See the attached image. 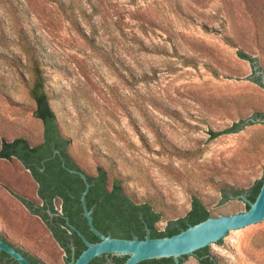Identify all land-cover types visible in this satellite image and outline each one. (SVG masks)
<instances>
[{
  "label": "rangeland",
  "instance_id": "1",
  "mask_svg": "<svg viewBox=\"0 0 264 264\" xmlns=\"http://www.w3.org/2000/svg\"><path fill=\"white\" fill-rule=\"evenodd\" d=\"M264 0H0V146L43 139L30 94L39 69L70 153L105 167L136 202L184 216L194 195L211 215L247 210L225 188L264 178V121L213 138L264 111ZM17 158L0 157V233L47 264H68L40 216ZM221 264H264V226L233 231L211 250ZM184 264H201L197 257Z\"/></svg>",
  "mask_w": 264,
  "mask_h": 264
},
{
  "label": "trees",
  "instance_id": "2",
  "mask_svg": "<svg viewBox=\"0 0 264 264\" xmlns=\"http://www.w3.org/2000/svg\"><path fill=\"white\" fill-rule=\"evenodd\" d=\"M238 54L249 60L253 66L255 61L258 63L257 57L243 50H239ZM259 68L263 69L262 67ZM253 81L261 84L260 76L253 78ZM29 90L35 102L34 115L43 123V139L37 144H32L23 136L11 140L4 138L0 146V157L6 159L15 157L31 172L38 184L37 193L43 204L37 206L35 200L18 193H15V195L32 213L38 214L46 220L55 239L64 249L68 264L73 256L78 257L82 251L78 246V240L84 245L82 237L73 224L85 232L84 226H81L76 218L82 210L84 211L81 198L86 183L79 173L70 171L66 166L71 169L82 170L87 174L91 186L86 201L92 210L93 203H97L93 213L95 225L104 231L106 228L111 227L116 236L134 237V235H137L145 238L147 234L146 225L150 228L152 237L173 235L179 233L182 229H186L190 224H196L211 216V212L204 201L199 196L194 195L191 208L184 216L169 219L163 229L158 228L157 223L162 219V213L156 210L152 203L136 202L125 192L119 179H110L109 172L105 167L98 166L95 173H90L84 170L74 159L69 150L71 139L61 129L58 116L52 107L50 95L46 89L43 74L39 69L34 71ZM257 118H264V111H256L251 117L235 121L224 129L212 130V137L237 133L246 126L255 123ZM56 149L59 152L55 154ZM63 160H65L66 166L63 165ZM263 179L258 180L249 189L225 188L222 201L227 200L230 194L238 195L244 191H247V197L254 201L260 192ZM94 191L102 193L95 195L92 193ZM55 198L58 200L57 204L61 205V209H57ZM246 207L247 209L250 207L248 202H246ZM49 210L53 213L52 216ZM61 210L69 218L63 216ZM104 224L108 226H104ZM70 231H73V235L79 238L73 245L69 244ZM89 232L94 237L97 236L93 231L89 230ZM0 237L13 245L2 233H0ZM217 243H223V239ZM21 251L33 264H47L43 263L34 254L24 250ZM107 256H110L115 264H125L128 257L103 254L93 258L89 264H105ZM188 256L183 255L181 257V264H184ZM195 256L201 264H221L218 256L210 251L209 246L198 249ZM0 264L19 263L5 251H0ZM137 264H175V260L173 257H162L143 260Z\"/></svg>",
  "mask_w": 264,
  "mask_h": 264
},
{
  "label": "water",
  "instance_id": "3",
  "mask_svg": "<svg viewBox=\"0 0 264 264\" xmlns=\"http://www.w3.org/2000/svg\"><path fill=\"white\" fill-rule=\"evenodd\" d=\"M259 67L257 61H255L254 75L260 76V83L264 86V69H260ZM251 119L255 120L254 118ZM256 121H264V118H257ZM58 152L59 150L56 149L54 153ZM63 165L66 166L65 160H63ZM66 168L72 172L79 173L86 183L81 198L84 214L88 218L91 230L100 237L99 241L91 242L79 231L87 247L78 257L73 256L69 264H89L93 258L103 254L128 256L125 264H137L143 260L162 257H173L175 264H181L180 259L183 255H189L185 260L188 261L196 257V251L200 248L209 246L211 251L219 245L217 243L219 240H225L235 230L264 226L263 179L260 192L254 201L247 197V191L238 195L230 194V196H236L248 202L250 207L247 210L232 214L224 213L218 216L211 215L201 222L190 224L179 233L162 237H152L148 226L147 234L143 239L137 235H134L133 238L113 237L111 234L106 235L95 226L92 215L93 210L88 207L86 201L91 186L87 174L82 170L71 169L67 166ZM49 213L51 216L53 215L50 210ZM0 251L8 253L19 264H33L20 249L1 237Z\"/></svg>",
  "mask_w": 264,
  "mask_h": 264
},
{
  "label": "flooded vegetation",
  "instance_id": "4",
  "mask_svg": "<svg viewBox=\"0 0 264 264\" xmlns=\"http://www.w3.org/2000/svg\"><path fill=\"white\" fill-rule=\"evenodd\" d=\"M93 194H95V195H98V194H101L102 192H97V191H94V192H92ZM37 196H38V200H35V203H36V205L37 206H41L43 203H41V197L38 195V193H37ZM57 202H58V200L55 198V203L57 204ZM64 202V201H63ZM93 202H94V200H93ZM88 204V203H87ZM96 202H94L93 203V205H92V208H93V212H92V215H93V213H94V208H95V206H96ZM57 209H61L62 207H61V205H58L57 204ZM89 207V206H88ZM61 212V214L63 215V216H65L66 218H69L68 216H66L65 215V213L61 210L60 211ZM82 213V214H81ZM81 213L79 214V216L76 218V220L80 223V225L81 226H84V230H85V232L82 230V229H79L78 227H77V225H75V224H73L74 226H75V228L77 229V231H78V234H79V231H81L82 232V234L89 240V241H91V242H96V241H99L100 240V237L97 235H95L96 237H94V235L91 233V232H89V230H91V228H90V225H89V222H88V218H86L87 216L84 214V211L82 210L81 211ZM38 215V214H37ZM86 217H85V216ZM38 216H40V215H38ZM41 217V216H40ZM93 218L95 219V217H94V215H93ZM41 219L45 222V224H46V226H47V228L49 229V231L52 233V230L50 229V227L48 226V224H47V222H46V220H44L42 217H41ZM94 224H95V222H94ZM111 225L113 224V223H110ZM115 224V223H114ZM86 226V227H85ZM96 226V225H95ZM104 226H108V225H106V224H104ZM97 227V226H96ZM146 227H147V225H146ZM102 233H104V234H106V235H108V234H111L113 237H121V238H133V237H122V236H116V235H114V233L112 232V228L111 227H108V228H106V230L104 231L103 229H101L100 227H97ZM92 231V230H91ZM52 235H53V233H52ZM80 235V234H79ZM81 236V235H80ZM53 237H54V235H53ZM82 237V236H81ZM139 238H141L140 236H138ZM55 238V237H54ZM68 239H69V244H71V245H73L74 244V242H76L79 238L78 237H76L75 235H73V231H70V235L68 236ZM141 239H143V238H141ZM82 240L84 241V239H83V237H82ZM78 246L81 248V250L83 251L87 246H86V243H85V241H84V245L78 240ZM18 248V247H17ZM18 249H20V248H18ZM63 249V248H62ZM20 250H22V249H20ZM64 250V249H63ZM81 251V252H82ZM81 254V253H80ZM79 254V255H80ZM36 256V255H35ZM36 257H38V256H36ZM28 258V257H27ZM39 258V257H38ZM66 258V257H65ZM40 259V258H39ZM43 263H46V262H44L42 259H40ZM105 264H115L114 263V261H113V259L110 257V256H107V259H106V263Z\"/></svg>",
  "mask_w": 264,
  "mask_h": 264
}]
</instances>
